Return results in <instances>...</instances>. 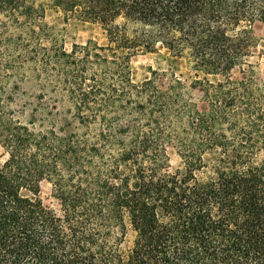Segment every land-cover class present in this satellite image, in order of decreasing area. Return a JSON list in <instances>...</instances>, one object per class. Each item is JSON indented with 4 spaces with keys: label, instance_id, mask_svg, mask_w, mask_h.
I'll return each instance as SVG.
<instances>
[{
    "label": "trees",
    "instance_id": "16d2710c",
    "mask_svg": "<svg viewBox=\"0 0 264 264\" xmlns=\"http://www.w3.org/2000/svg\"><path fill=\"white\" fill-rule=\"evenodd\" d=\"M256 26L264 0H0V264H264Z\"/></svg>",
    "mask_w": 264,
    "mask_h": 264
},
{
    "label": "rangeland",
    "instance_id": "374dc122",
    "mask_svg": "<svg viewBox=\"0 0 264 264\" xmlns=\"http://www.w3.org/2000/svg\"><path fill=\"white\" fill-rule=\"evenodd\" d=\"M57 17H60V15L50 13L47 20L50 24L56 25L58 30L62 31V34L64 36L63 38L64 47L68 52L71 50L73 44L84 45L87 41L95 42L100 46L106 44L105 36L99 25L84 24V25L65 26L59 21ZM254 32L257 37L264 38V29L262 27L256 26ZM260 45L261 46H259L254 50V54H253L254 56L249 61L256 66L258 72V79L264 81V46L262 44ZM153 59L154 56L152 55L136 56L132 58L131 76L134 82L139 83L144 81L146 78L152 77L149 71L146 69V67L148 65L153 64ZM153 69H155V66H153ZM235 76L240 77V74L235 72ZM161 80L164 79H159L160 83ZM7 84L8 81H6L4 78V86H7ZM51 85H53V83L50 82V80L46 81L44 78H42L40 80H37V82L33 80H28L27 83L21 84V88L22 91H25L27 95H29L30 93L38 94L40 91L39 88L44 86L48 91L47 95L50 97V99L52 100L60 99V101H62V98L59 94L57 96L53 92H49ZM193 94H194L193 99L196 102H198L199 108H202V103L199 101L200 92H197L196 90L193 92ZM59 110L62 112L61 106ZM1 154H2V150L0 149V157L1 159H3ZM178 164L179 161L177 157L171 156V166L175 168L178 166ZM41 198L47 206H49L54 210H57L58 208L57 202L51 197L50 187L46 183H43L41 186Z\"/></svg>",
    "mask_w": 264,
    "mask_h": 264
}]
</instances>
